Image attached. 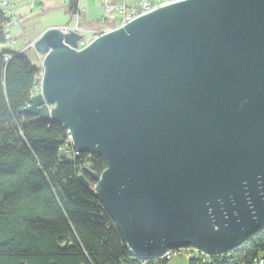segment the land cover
Returning <instances> with one entry per match:
<instances>
[{
  "label": "water",
  "instance_id": "1",
  "mask_svg": "<svg viewBox=\"0 0 264 264\" xmlns=\"http://www.w3.org/2000/svg\"><path fill=\"white\" fill-rule=\"evenodd\" d=\"M52 27L21 113L102 156L95 190L130 249L210 254L264 229V0H178L99 35Z\"/></svg>",
  "mask_w": 264,
  "mask_h": 264
},
{
  "label": "trees",
  "instance_id": "2",
  "mask_svg": "<svg viewBox=\"0 0 264 264\" xmlns=\"http://www.w3.org/2000/svg\"><path fill=\"white\" fill-rule=\"evenodd\" d=\"M79 0L68 10L78 12ZM11 16L0 10V44ZM43 68L28 55L0 48V264H154L133 253L95 190L79 175L90 162L106 167L95 152L68 155L65 126L21 113L40 83ZM90 154V155H88ZM239 257L264 251V229L242 244ZM226 257L189 258V264H229Z\"/></svg>",
  "mask_w": 264,
  "mask_h": 264
},
{
  "label": "built area",
  "instance_id": "3",
  "mask_svg": "<svg viewBox=\"0 0 264 264\" xmlns=\"http://www.w3.org/2000/svg\"><path fill=\"white\" fill-rule=\"evenodd\" d=\"M81 1L82 0H79L78 12L73 14V19L75 20V23L73 25L68 24L60 27L65 32L75 30L80 33V38L78 39L77 46L78 50L86 47L88 44H90L93 39L97 38L99 35L110 32L116 28H120L130 22L132 19L144 13L158 9L161 6L167 5L178 0H137L134 2H130V0H102L106 12V16H104V19H106L105 21L110 22V24L104 27L102 30L96 31H89L80 26ZM4 3H6V1H4ZM87 33H90L89 36H87ZM5 37L7 41H10L12 39L8 26L5 29ZM43 73L44 69L41 73L40 83L36 88V90L38 89L39 91L41 88ZM34 93H36V91L33 92V94ZM65 134V143L63 144L61 149H63L70 156H78L82 151L79 150L75 144L71 127L65 126ZM89 152L92 153V151ZM89 164L90 162H87L85 166L87 167ZM241 250L242 247L241 245H239L227 252L212 255L199 246L188 244L171 247L166 250L163 254L153 257L156 258L154 264H166V262L174 259L175 257L200 258L204 262H210L211 258L213 257H226L230 260L229 264H264V251H261L257 255L250 256L248 258H245V256L244 258H242L237 255V252ZM149 257L142 256L144 260Z\"/></svg>",
  "mask_w": 264,
  "mask_h": 264
},
{
  "label": "rangeland",
  "instance_id": "4",
  "mask_svg": "<svg viewBox=\"0 0 264 264\" xmlns=\"http://www.w3.org/2000/svg\"><path fill=\"white\" fill-rule=\"evenodd\" d=\"M66 1V3H65ZM86 1V0H85ZM56 7L37 6L32 12L28 10V6L21 12V10L12 11V27H10L11 35L16 39L14 42L10 40L8 42L9 48H15L20 50L24 49L25 53L29 56L34 64H39L43 68V58L39 53H36V49L32 46L34 36L39 35L45 29L52 25H62L71 20V13L68 10L67 0H56ZM86 2H84V7ZM25 12L27 14L25 15ZM86 13L91 14V9H87ZM23 14V16H20ZM94 15V14H93ZM92 15V16H93ZM91 16V15H90ZM74 20H71L73 25ZM90 33H87L89 36ZM39 91L38 89L36 92ZM187 257H175L172 261L174 264H188Z\"/></svg>",
  "mask_w": 264,
  "mask_h": 264
},
{
  "label": "crops",
  "instance_id": "5",
  "mask_svg": "<svg viewBox=\"0 0 264 264\" xmlns=\"http://www.w3.org/2000/svg\"><path fill=\"white\" fill-rule=\"evenodd\" d=\"M4 1H6V3H4ZM68 1L69 0H67V4H68ZM134 1H137V0H130V2H134ZM84 2H86L85 7H84ZM46 5H48V7H56L57 2L56 0H0V10L6 12L10 16L13 10H19V11L21 10V12H23L26 6H28L27 11L31 10L32 12L37 6H41L43 8ZM87 9H91V14H90L91 16L86 13ZM26 14L27 12H25V15ZM20 16H23V14H20ZM104 16H106V12H105V7H104L102 0H86V1L82 0L81 1L80 26H82L84 29H87L89 31L102 30L104 27L110 24V22L105 21L106 19H104ZM71 20H74L73 15H71ZM71 20L66 23H63L62 25L61 24L52 25L48 27L47 29H45L39 35L34 36L33 37L34 40L32 41L31 44L36 49V53L37 54L39 53L42 57H44L45 55L44 53L45 49H41V47L39 46L37 42L47 30H49L52 27H61L64 25L71 24ZM73 23H75V20L73 21ZM12 24H13V21H12V16H11V22L8 24L9 30H10V27H12ZM11 40H13L14 42L16 41V39L13 37ZM8 42L9 41H7L6 43L0 44V48L9 49V50L17 51V52H22V50H24V49L20 50V48L18 49L9 48ZM36 65L40 66L39 64H36ZM172 260L166 262V264H174V262L171 263ZM188 264H189V259H188Z\"/></svg>",
  "mask_w": 264,
  "mask_h": 264
}]
</instances>
